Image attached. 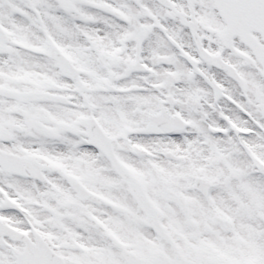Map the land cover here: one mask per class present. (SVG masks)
<instances>
[{
  "label": "snow or ice",
  "instance_id": "snow-or-ice-1",
  "mask_svg": "<svg viewBox=\"0 0 264 264\" xmlns=\"http://www.w3.org/2000/svg\"><path fill=\"white\" fill-rule=\"evenodd\" d=\"M0 264H264V0H0Z\"/></svg>",
  "mask_w": 264,
  "mask_h": 264
}]
</instances>
